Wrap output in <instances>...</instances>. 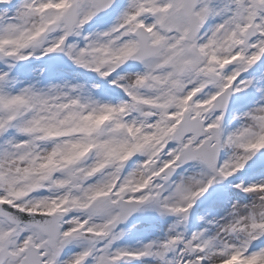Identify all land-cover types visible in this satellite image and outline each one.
<instances>
[{
  "label": "snow or ice",
  "instance_id": "snow-or-ice-1",
  "mask_svg": "<svg viewBox=\"0 0 264 264\" xmlns=\"http://www.w3.org/2000/svg\"><path fill=\"white\" fill-rule=\"evenodd\" d=\"M0 264H264V0H0Z\"/></svg>",
  "mask_w": 264,
  "mask_h": 264
}]
</instances>
